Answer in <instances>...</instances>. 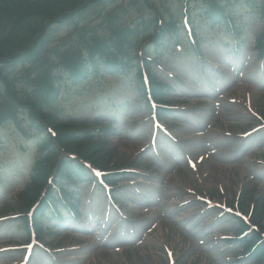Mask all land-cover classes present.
I'll return each mask as SVG.
<instances>
[{"label":"rangeland","instance_id":"374dc122","mask_svg":"<svg viewBox=\"0 0 264 264\" xmlns=\"http://www.w3.org/2000/svg\"><path fill=\"white\" fill-rule=\"evenodd\" d=\"M132 0H115L114 4L110 9L103 13V17H105L108 13H119L120 8L124 6V4H128ZM182 0H149V4L143 5L140 9H132L128 14L124 16L125 23L134 24L140 22L142 19L151 18L155 15L156 11H159L163 16L168 17L170 13H174L180 17L181 8H182ZM199 7L198 11H201L200 6H192V9H196ZM96 9H99L96 8ZM65 30L59 32V35H64ZM212 39L215 40V44L207 47V43L204 46L206 51V56L213 57L216 60H220L218 55L221 52V41L224 39L225 35L222 33L220 29L213 32ZM210 37V36H209ZM208 37V40L210 39ZM176 58L178 57H168L165 62L162 63L164 67H167V71H176L181 72V77L184 79L182 83L174 82L176 86V91L173 93V103L181 104V103H190V105L201 106L203 99H192L191 97H199L206 91V84H209V87H214L216 81L215 77L210 70H205L201 75L198 72V68L193 71V58L184 57V59L176 64ZM179 58H181L179 56ZM189 58H191L189 62ZM175 72V73H176ZM245 74L241 81L246 83L248 86L252 85L253 87H257L256 83H264V76L261 74L255 75ZM124 77L117 75H109L105 76L103 80H92V82H87L85 86L83 85L81 88H74V93L68 98H65L63 105L67 104L66 111L68 113H76L80 112V115H90L91 113H95V111L105 110L107 107L108 95H113L112 98L123 96L120 94V90H125V82H123ZM205 83L199 87V83ZM199 82V83H198ZM252 83V84H251ZM208 87V88H209ZM251 91V90H250ZM262 90L258 88L256 91H252L253 100L257 105H264V96L261 93ZM189 94V96H187ZM238 94V93H235ZM187 96V100L185 102L182 101L183 98ZM239 102L236 104H224L223 115L220 116V120L216 121V129L210 128L208 123V132L205 135H196V130L201 126V121L194 122L192 128H181V137L182 138H191L198 141V143H213L215 147L219 145H223V142L228 140L224 136V131L231 132L232 134L237 133V131L242 132L241 126L246 124L248 119L251 118V115L245 109V104L242 98L238 99ZM194 112V111H193ZM192 111H187L184 114H187L191 117H194L195 114ZM67 117V116H66ZM212 121V120H211ZM210 121V122H211ZM123 133V132H122ZM12 145L8 144L6 147V156L3 158H11L13 157V153H20V143L21 140L19 137L14 136L12 140H9ZM262 139L256 140H248L243 149L248 153L254 143H260ZM139 143H133L128 139L123 137V134L120 137H114L112 139V147L117 150L118 155L120 156H130L138 151L137 147ZM26 147L32 148V144H28ZM207 147H196L194 149L195 156L200 153L207 152ZM213 149V148H211ZM198 151V152H197ZM14 153V154H15ZM226 155V154H225ZM221 156H211V163L215 162V166L208 165V167H212L210 175L205 176V173L201 171L202 180L196 179L192 182V186L198 185L204 190L212 191L215 189L223 188L225 196L229 199L235 198L236 192H239L242 188L247 187L251 193L255 191L258 195L264 194V185L257 183L255 180H251L250 178L253 176L252 173V162L255 160V156L251 155L249 158H242L236 160V164L234 163L226 166H221L222 163L219 162ZM235 162V161H234ZM205 177V178H204ZM191 179L189 177L186 179L183 186H185ZM177 184H182L184 180L181 178L175 181ZM198 183V184H197ZM162 196L165 201H172L173 198L170 197L171 194L177 193L174 188L169 185H164L161 189ZM220 189V192H223ZM221 193L217 196H221ZM162 215V207H157L154 212V217L159 221L161 220ZM186 232H182L179 230L177 225H173L172 222L164 221L161 223L160 227L156 230L155 241L156 244H159L161 241H165L167 245H170L177 256L178 263L177 264H210L209 259H207L206 255L200 250V248L192 241V239L188 236ZM85 237H80L79 241H84ZM90 241V240H89ZM71 242V238L67 239V243ZM130 257L103 254L97 255L95 259L96 264H166V259L163 258L162 255L158 254V250L156 248L146 252L145 249H137L136 254L130 253ZM8 264V263H4Z\"/></svg>","mask_w":264,"mask_h":264},{"label":"trees","instance_id":"16d2710c","mask_svg":"<svg viewBox=\"0 0 264 264\" xmlns=\"http://www.w3.org/2000/svg\"><path fill=\"white\" fill-rule=\"evenodd\" d=\"M59 0H1L0 8V63H9L10 71L7 74L0 70V80L10 99L16 103V107L3 108L0 107V123L9 121L11 118L17 125H20L21 118L18 117V108L25 107L29 109V118L34 123H41L43 127L52 126L57 131V136L53 137L46 129V136L42 141V147L49 149L48 166L38 168V177L35 179V187L27 195L35 196L40 189L42 180L46 181V177L53 173L56 166H59L60 172L66 170V165L72 161L66 157L61 158L59 151L74 152L84 159L91 160L95 164H106L109 162V152H106L105 143L101 138H96L92 130L82 123H62L57 119L51 106L55 97L59 94L60 86L54 77L51 67L43 68L49 61L46 56V48L49 40L53 36L56 28L50 27L37 40L36 45L27 48L32 42L33 37L42 31L43 23L47 19H53L65 12L66 10L75 9L84 4L82 0H62L63 3L58 4ZM67 1V2H66ZM211 4H216L217 0H207ZM66 2V3H65ZM5 19V21H4ZM74 22L73 16H67L63 21L58 23L62 26ZM78 23V22H76ZM11 25L12 29L3 28L5 25ZM78 42L88 43L94 42L92 49L94 57H109L110 52H115L119 48V41H114L108 46L106 42L100 46L92 37L88 36L86 31H82L77 38ZM109 47H112L109 49ZM27 48V49H26ZM22 51L20 54H17ZM57 53V50L55 51ZM103 59V58H102ZM96 60V59H95ZM108 64L114 65L116 60L108 58ZM39 63L38 69L40 73L37 78L32 80L34 88L32 94L37 95V99L30 97L28 91H18L15 84L21 81V78H14L16 67L18 64ZM88 63L75 61L67 64L68 73L76 80H80L87 71ZM96 69L99 68L96 66ZM10 77V80H9ZM3 86H1V89ZM28 96V97H27ZM40 125V124H39ZM60 158V159H59ZM64 162V163H63Z\"/></svg>","mask_w":264,"mask_h":264}]
</instances>
